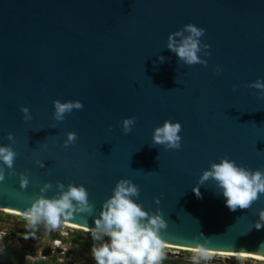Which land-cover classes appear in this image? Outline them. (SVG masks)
I'll use <instances>...</instances> for the list:
<instances>
[{
	"label": "water",
	"instance_id": "obj_1",
	"mask_svg": "<svg viewBox=\"0 0 264 264\" xmlns=\"http://www.w3.org/2000/svg\"><path fill=\"white\" fill-rule=\"evenodd\" d=\"M189 22L206 30L207 64H186L167 48L169 33ZM257 78L264 0H0V144L17 152L15 171L4 166L0 208L25 213L48 181V196L57 181L84 184L94 208L63 222L91 230L116 181L130 177L136 199L163 210L164 243L264 255V227H255L264 193L230 211L213 181L200 185L201 196L193 191L222 156L264 169V90L250 86ZM57 98L84 107L55 121ZM128 116L136 120L125 133ZM169 118L182 124L179 149L153 145L154 128ZM68 131L78 136L65 147Z\"/></svg>",
	"mask_w": 264,
	"mask_h": 264
},
{
	"label": "clouds",
	"instance_id": "obj_2",
	"mask_svg": "<svg viewBox=\"0 0 264 264\" xmlns=\"http://www.w3.org/2000/svg\"><path fill=\"white\" fill-rule=\"evenodd\" d=\"M205 28L189 22L183 28L169 33L167 48L174 52L179 60L186 64H207L204 58L210 53L206 51L209 44L203 43L201 37ZM202 54V55H201ZM166 58L159 55L163 62ZM222 69L218 65L217 72ZM250 86L264 90V78H257L250 82ZM264 95V91L261 92ZM53 117L55 121H63L66 114L73 109H82L83 102L79 99L61 100L55 99ZM26 121L32 120V113L27 105L21 106ZM136 118L125 117L122 121V130L128 133L132 130ZM54 127V125H53ZM182 124L179 120L165 119L157 125L152 133L153 145H163L166 148L179 149L182 136L180 135ZM78 134L68 131L63 141L67 147L74 144ZM9 140L14 139V133H8ZM17 152L11 144H0V180L4 179V166L14 172V162ZM41 167H45V161L37 160ZM210 166L202 171L198 183L193 191L199 197L200 185L213 181L216 188L225 197L224 203L230 211L239 208H249L252 203L264 193V169H251L228 156H222L218 161H210ZM22 174L21 186L26 187L29 181L28 172ZM51 187V182H45L40 188L41 195L33 200L27 208L25 216L33 226L43 223L46 228L56 229L64 219L71 218L77 213L91 212L94 203L89 199V192L84 184L70 182L67 185L63 181H57L58 191L52 196L46 195ZM140 195V187L130 177H121L116 181L112 194L103 201L99 215L94 220L91 234L94 241H102L94 244L91 254L96 264H160L164 242L161 238L162 230L168 227L162 209L150 212L136 198ZM157 203L159 198L157 197ZM256 228L264 227V209L258 212L255 221ZM19 237V235H15ZM24 237V236H23ZM20 237L24 242L18 248L28 247V237ZM108 239L105 240L104 238ZM14 236L5 235L8 246L12 245ZM14 247V246H13ZM28 250V249H27ZM19 252H24L20 250ZM199 257L207 258L209 253L201 246L195 249ZM25 253V252H24ZM193 259H197L196 256Z\"/></svg>",
	"mask_w": 264,
	"mask_h": 264
},
{
	"label": "rangeland",
	"instance_id": "obj_3",
	"mask_svg": "<svg viewBox=\"0 0 264 264\" xmlns=\"http://www.w3.org/2000/svg\"><path fill=\"white\" fill-rule=\"evenodd\" d=\"M58 230L54 232L52 229L46 228L43 223L38 225H31L24 215H20L17 213L7 212L0 209V236L2 234L6 235H16L14 232L17 230H24L29 231L30 235H28L29 242L27 243L28 247L25 248H10L12 250H6L5 247L1 243L0 238V253L3 251L9 252V253H20L19 251L22 250L26 253L25 257L26 259H29L31 262L33 261H40V260H46L50 261L52 264H96V261L92 257L91 249L92 245L86 244L85 246H82L75 241L72 243L68 241L65 236H63L60 229H64L62 225L57 227ZM83 231L80 233H83L82 236L86 238L88 243H94V242H102V241H94L90 230L80 228ZM75 235L76 232H73ZM23 237V236H19ZM79 237V236H76ZM24 238V237H23ZM58 239L61 240V243H58ZM105 240L108 238L105 237ZM23 242H21L22 244ZM56 243L59 244V246H56ZM16 245H18L16 243ZM51 246L53 249L56 250V253H53L52 255L45 257L43 255V251L46 247ZM7 247V246H6ZM29 249L30 251H27ZM167 252H170L171 255H166ZM162 258L167 259V263L162 260L159 261L160 264H174L173 261H175V258H181L183 260L193 259L194 256L197 257V259H193L195 262L192 263H202V264H214V261H218V259H222L223 261L226 260V258L230 257H239V256H226V255H220L219 253H209V256L207 258L199 257V254L195 251L181 248V247H163L162 249ZM242 259L251 260L253 262H256V264H264V259L259 258H250V257H240ZM165 259V260H166ZM213 261V262H212ZM253 264V263H252Z\"/></svg>",
	"mask_w": 264,
	"mask_h": 264
},
{
	"label": "flooded vegetation",
	"instance_id": "obj_4",
	"mask_svg": "<svg viewBox=\"0 0 264 264\" xmlns=\"http://www.w3.org/2000/svg\"><path fill=\"white\" fill-rule=\"evenodd\" d=\"M10 248H13V246H8V248L6 250H12ZM4 252H6V251H3L2 253H4ZM2 253H0V264H30V263L37 262V261L31 262L29 259H26L25 256H24V261L20 262L18 259L16 260L12 256L2 255ZM53 253H56L55 249H53ZM164 259H166V258H162L160 261H162ZM185 261L190 263V264H202V263H197V262L192 263V262H195L193 259H188ZM252 263L256 264V262H253L251 260L242 259L240 257H230V258H226V260H224V261L222 259H218V261H214V264H252ZM68 264H72V263H68Z\"/></svg>",
	"mask_w": 264,
	"mask_h": 264
},
{
	"label": "built area",
	"instance_id": "obj_5",
	"mask_svg": "<svg viewBox=\"0 0 264 264\" xmlns=\"http://www.w3.org/2000/svg\"><path fill=\"white\" fill-rule=\"evenodd\" d=\"M62 226H63V228L64 229H60L61 230V234L63 235V236H65V238H67L68 239V241L69 242H73V241H75V238H80V239H82V240H87L86 238H84L83 236H82V234L84 233L83 231H80V232H83V233H80L78 230H82V229H80V228H83V227H79V226H71V225H68V224H61ZM84 229H86V228H84ZM54 232H56L57 230H58V228H56V229H52ZM87 230H89V229H87ZM73 232H76V234L77 235H75ZM89 232H91V230L89 231ZM5 235L6 234H2L1 236H0V238H1V243H2V245L5 247V249H7L8 248V242L9 241H6V239H5ZM12 236H14V238L12 239V245L14 246L13 248H17L16 246H21V245H23V241L21 240V238L20 237H17V236H15V235H12ZM76 236H79V237H76ZM26 238V237H25ZM58 241V243H61V240L60 239H58L57 240ZM21 242H23L22 244H21ZM76 242V241H75ZM87 242V241H86ZM16 243L18 244V245H16ZM77 243V242H76ZM7 246V247H6ZM56 246H59V244H57L56 243ZM27 251H30L29 249L27 250ZM26 254V253H25Z\"/></svg>",
	"mask_w": 264,
	"mask_h": 264
},
{
	"label": "trees",
	"instance_id": "obj_6",
	"mask_svg": "<svg viewBox=\"0 0 264 264\" xmlns=\"http://www.w3.org/2000/svg\"><path fill=\"white\" fill-rule=\"evenodd\" d=\"M15 234L19 235V236H28L30 235V232L29 231H24V230H17L14 232ZM75 241L82 245V246H85L86 244H90V245H94V244H100L101 242H94V243H88L86 241H83L82 239L80 238H75ZM2 255H5V256H12L14 257L16 260L18 259L20 262L24 261V256H25V253L23 252H20V253H9V252H4L2 253ZM164 258V257H163ZM164 261L167 263V259ZM174 264H190L188 262H186L185 260L183 259H179V258H175V261H173ZM30 264H52L50 261H46V260H40V261H37L35 263H30Z\"/></svg>",
	"mask_w": 264,
	"mask_h": 264
},
{
	"label": "bare ground",
	"instance_id": "obj_7",
	"mask_svg": "<svg viewBox=\"0 0 264 264\" xmlns=\"http://www.w3.org/2000/svg\"><path fill=\"white\" fill-rule=\"evenodd\" d=\"M0 209L4 210V211H7V212L17 213V214H20V215H23V216L25 215V213L17 212V211H14V210H9V209H5V208H0ZM61 224H68V225H71V226H77V225L66 223V222H62ZM164 246L165 247H181V248L189 249V250H192V251H195V249H196V248L182 247V246H177V245H172V244H167V243H164ZM205 251L211 252V253H219L220 255H226V256L234 255V256H239V257H250V258H256V259L257 258L264 259V255H259V254L235 253V252H218V251H214V250H205Z\"/></svg>",
	"mask_w": 264,
	"mask_h": 264
}]
</instances>
